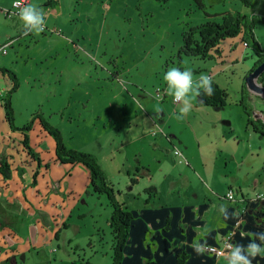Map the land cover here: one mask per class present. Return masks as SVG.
Listing matches in <instances>:
<instances>
[{
	"label": "rangeland",
	"instance_id": "obj_1",
	"mask_svg": "<svg viewBox=\"0 0 264 264\" xmlns=\"http://www.w3.org/2000/svg\"><path fill=\"white\" fill-rule=\"evenodd\" d=\"M45 1L32 0L35 13L31 15L38 17L36 13L41 9L56 12L48 20L49 27L41 30L37 23L29 31L24 28L18 37L15 20L4 14L12 0H0V40L15 37L3 43L7 45L8 55H0V65H5L19 81V89L13 94L15 106L23 117L18 121L22 123L24 117L29 116L31 120L33 114H41L61 132L66 149L91 153L98 158L109 182L126 202L131 204L136 197L133 193H141L150 185V179L141 177L144 174L140 170L135 172L137 158L150 161V169L157 172L155 182L163 189L160 200L168 198V180L164 179L163 183L162 170L176 172L181 167L168 157L167 168H162L150 153L141 152L150 141L152 129L144 116L158 122L157 117L162 118L164 114L160 102H166L169 106L165 107V120L171 119L174 124H198L200 117L213 119L210 114L199 115L205 108L195 113L196 90L206 83L204 79L200 84L198 79L207 75L214 76L228 90L227 104L220 111L223 117L220 129L232 125L237 135L234 140L258 155L256 142L259 141L251 129L246 131L242 109L237 106L243 98L255 120L248 87L242 85L244 93L240 94L242 79L238 77L242 78L243 70L256 59V52L242 47L237 40L221 42L220 53L213 52L211 60L182 57L179 61L177 52L183 31L208 21L221 23L223 14L264 18V0H248L249 5L244 0H56L44 7ZM254 35L259 47L264 48V25L257 24ZM118 73L122 78L120 83L113 80ZM156 88L161 90L160 96L165 93V100H157ZM175 95H180L185 105L182 113L175 114L180 102L173 100ZM260 107L264 112V104ZM229 137L230 133L226 132V138ZM30 145L44 149L45 136L35 132ZM154 150V156H159V148ZM43 163L49 164L50 160ZM53 170L58 172L57 178L52 180L48 173L44 184L55 185L53 194L58 197L65 195L63 203L57 204L58 222L46 227V233L41 235L35 229L34 237L21 241V252L14 264H82L85 261L110 264L107 218L111 209L106 197L92 192L85 168H68L58 163ZM235 174L233 171L232 177ZM130 179L138 183L131 185ZM239 179L246 180L241 175ZM39 214L42 215L40 211ZM56 230H59L57 240L54 239ZM47 245V250H56L54 256L51 253L45 256L42 249Z\"/></svg>",
	"mask_w": 264,
	"mask_h": 264
},
{
	"label": "crops",
	"instance_id": "obj_2",
	"mask_svg": "<svg viewBox=\"0 0 264 264\" xmlns=\"http://www.w3.org/2000/svg\"><path fill=\"white\" fill-rule=\"evenodd\" d=\"M55 1L51 0V5ZM12 2L7 9L11 8ZM31 3L32 0H29L26 9L30 14H34L35 10L32 9ZM55 13L46 18L44 26L49 27L48 20ZM10 20H15V36L19 37V33L26 26V18ZM38 32L34 30L37 35H39ZM13 38L15 37L11 35L0 40V43L3 45L5 42L14 40ZM235 40L240 43L238 38L232 41ZM7 55L8 52L4 56ZM261 55L263 54L255 53L256 59L253 62L250 61L251 68L247 66V69L242 72L243 77H238L239 80L242 79L240 94L244 93L242 85L245 84V76ZM245 57L243 54V59ZM0 68L6 69V66L0 65ZM222 71L217 75H220ZM120 75L118 73L113 80H117L118 83L122 82ZM204 79L206 82L204 86L211 80L227 90L225 86L215 81L214 76L210 75L199 78L198 83L201 84ZM188 85L191 86V83ZM203 85L199 89L204 87ZM0 87L3 89V98L6 99L9 85L2 78H0ZM247 95L255 107V119L264 123V112L260 107L264 104V95L252 92L250 89ZM13 98L14 95H11L12 125L6 120V110L0 98V264H14L21 252V241L28 236L34 237L35 229L39 230L42 235L46 233L44 231L46 227L56 225L58 222L57 204L65 200L64 194L61 197L53 194L55 185L44 184L48 173L52 180L58 176L56 170L52 171L53 167L60 163L55 154L54 140L43 130L38 121L33 122L29 130H21L28 121L30 122V118L29 116L26 119L24 117L22 119L24 121L19 123L18 119L23 117L20 116L19 108L15 106ZM165 99L166 95H163L161 101ZM198 102H195V113L199 114V109L205 108L199 115L210 114L213 119L200 117L198 124L188 122H179V124L175 122L174 124L171 119L165 120L167 119L164 117L165 107L169 106L166 102H160V108L164 110V114L162 118L157 117L158 122L147 115L144 116L148 119L146 121L152 129L149 133L150 141L141 152L150 153V157L157 159V163L162 168H167L165 161H168V157H171L173 163L181 168L176 172L168 169L162 170L163 183L164 179L168 180V198L161 201L163 189L159 183L155 182L157 172L150 169V161L143 162V159L137 158L135 170L141 165L139 170L144 174L141 177L150 179V185L146 188L154 187L156 195L155 197L147 196L144 194L146 189L144 188L141 193H133L136 197L132 198L131 204L126 202L121 195L119 197L133 214L122 264H178L177 255L179 253L187 255L185 264H264V138H259L252 131L251 127L246 124L247 118L243 114L247 125L246 131L251 129L259 141V143L255 141L259 147L258 155H254L251 148L245 150L241 146L242 142L234 140L237 135L232 125H225L223 127L225 129H220L221 118L223 119L220 111L224 107L212 108L202 106ZM185 110V105L180 100L175 108V114ZM154 131L157 133L152 136L151 132ZM35 132L45 136L44 149L30 145V138L35 135ZM226 132L230 133L228 139ZM32 147L36 148V151ZM154 147L160 150L157 157L153 154ZM174 148L181 150L189 166L176 163L172 153ZM259 158L262 159L257 162ZM48 160H50L49 164L43 163ZM60 164L68 168L79 166ZM229 167L232 169L229 170ZM233 171L236 174L232 177ZM127 174L129 175L130 172ZM240 175L246 180L249 179L248 182L240 180ZM140 179L143 180V178ZM229 191L233 192L234 201L226 199L225 196ZM256 195H262L263 199L257 200ZM142 199H147V204ZM39 211L42 213L41 216ZM167 222H169V227L166 231L164 227ZM66 227L63 225L64 229ZM58 231L56 230L54 234L55 240H57ZM228 233H232L234 245V250L229 256L216 258L203 251L202 247L205 245L220 246L221 239ZM46 242H49V239H46ZM47 248L48 245L42 249L45 256H48V253L54 256L56 250L49 251Z\"/></svg>",
	"mask_w": 264,
	"mask_h": 264
},
{
	"label": "trees",
	"instance_id": "obj_3",
	"mask_svg": "<svg viewBox=\"0 0 264 264\" xmlns=\"http://www.w3.org/2000/svg\"><path fill=\"white\" fill-rule=\"evenodd\" d=\"M46 1L45 6L51 5V0ZM158 1L163 2L165 0ZM243 2L245 5L251 4L248 0H244ZM222 16L221 23L208 21L198 27H190L182 32L181 46L177 52L179 61H181L182 57L199 59L201 61L211 60L213 58V52L217 54L220 53L219 45L221 42L238 38L246 49L252 48L257 55L259 53L263 54L259 56L258 60L255 62L254 67L249 72L251 73L264 60V48L262 49L259 47L254 35L257 24L264 25V18L256 15L249 17L241 13H236L234 15L223 14ZM0 78L5 80L6 84L9 85L7 98L4 100V107L6 110V120L12 125L13 109L10 104V96L19 89V81L13 73L3 68H0ZM258 83L264 87V72L260 75ZM196 96L199 101L198 104L212 108H222L226 106L228 99L227 91L211 80H209L204 87L196 90ZM242 99L243 98H241L237 105L241 106L242 112L247 118L246 124L251 127L252 131L257 134L259 138H264V123L259 119L253 120L251 118V114L249 113L250 110L243 104ZM35 121H38L43 130L54 140L57 160L64 165H79L84 167L89 173L92 192L106 197L108 206L111 209L108 218V228L111 237L110 264H122L124 250L132 226L133 214L126 207L125 203L120 201V191L114 189L98 159L94 155L66 149L60 131L47 123V121L41 117V114H33L30 122L23 126L21 130H29L30 125ZM186 161L187 166H189L187 159ZM136 171L139 172V169H136ZM135 183H137V180L130 179L131 185ZM144 194L155 197L156 189L154 187L146 188ZM147 202L148 200L146 199L145 204H147ZM168 227L169 222L166 223L164 230L167 231ZM88 245H90V243H88ZM206 246L211 245H205V247ZM186 260L187 255L185 253H179L177 255L178 264H185ZM82 264L92 263L85 261V263Z\"/></svg>",
	"mask_w": 264,
	"mask_h": 264
},
{
	"label": "built area",
	"instance_id": "obj_4",
	"mask_svg": "<svg viewBox=\"0 0 264 264\" xmlns=\"http://www.w3.org/2000/svg\"><path fill=\"white\" fill-rule=\"evenodd\" d=\"M29 0H14L12 2L11 8L4 11V14L6 16V18L8 19H14V18H21V17H25L26 18V26L24 30H31L33 27L37 26V23H39V26L41 28V30H43L45 28L44 26V21L46 20V18H48V16L51 13L50 9H44L40 12H37L36 14H38V17H35L33 15H31L28 10L26 9V5L28 4ZM7 45H0V55L4 56L7 54V49H6ZM3 89L0 87V98H1V104H4V98H3ZM156 94L155 97L157 98V100H160L161 97L163 95H165L164 92H162L161 96H160V92L161 90L156 88ZM181 96L180 95H175L173 100L175 102L180 101ZM157 133V131L151 132L152 136H155ZM173 156L176 159L177 163L179 165H187V161L185 159V156L183 155V153L181 152L180 149L178 148H174L172 150ZM226 199L229 201H234V194L232 191H229L226 194ZM256 199L257 200H262L263 197L262 195H256ZM264 200V199H263ZM204 251H206L207 253H210L214 256H216L217 258H224L229 256L232 251L234 250V245L232 242V233H228L227 235H225L220 242V246H204L202 248Z\"/></svg>",
	"mask_w": 264,
	"mask_h": 264
},
{
	"label": "water",
	"instance_id": "obj_5",
	"mask_svg": "<svg viewBox=\"0 0 264 264\" xmlns=\"http://www.w3.org/2000/svg\"><path fill=\"white\" fill-rule=\"evenodd\" d=\"M263 72H264V60L244 79L245 85L248 87V89L262 95H264V87L258 83V79Z\"/></svg>",
	"mask_w": 264,
	"mask_h": 264
},
{
	"label": "flooded vegetation",
	"instance_id": "obj_6",
	"mask_svg": "<svg viewBox=\"0 0 264 264\" xmlns=\"http://www.w3.org/2000/svg\"><path fill=\"white\" fill-rule=\"evenodd\" d=\"M5 100V99H4ZM3 106H4V104H3Z\"/></svg>",
	"mask_w": 264,
	"mask_h": 264
}]
</instances>
